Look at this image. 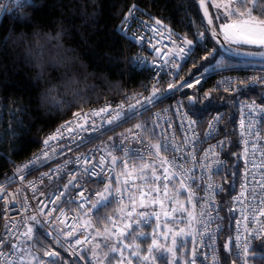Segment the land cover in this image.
I'll use <instances>...</instances> for the list:
<instances>
[{
	"label": "built area",
	"instance_id": "2783aa9c",
	"mask_svg": "<svg viewBox=\"0 0 264 264\" xmlns=\"http://www.w3.org/2000/svg\"><path fill=\"white\" fill-rule=\"evenodd\" d=\"M23 4H29V0H0V15L4 17L6 14H10L12 17H16L19 14V7ZM132 5H136L139 11L135 12L134 16H129V10ZM126 17L128 18L127 23H125ZM155 19L159 18L155 15L153 9L141 6L136 2H131L125 12L120 16L115 28L119 35L136 45V50L130 54L128 62L137 70H147L148 77L143 86L137 90H125L123 95L118 99H102L83 109L75 111L69 117L53 125L41 135L37 148L24 159L10 166L8 168V178L0 181V237H4L12 243L19 242V247L22 249V251L17 252L16 256L13 257L14 261L20 257L23 251L31 247L28 238L20 235L34 222L29 219L31 216H36L41 221V225L53 236L57 237L68 252L79 258V253L93 242L92 235L88 232L80 231L72 239L65 240L58 236L54 227H60L66 233L75 231L78 224V212L85 211L91 206L90 203L81 199L79 194L84 192V196L93 203L99 198L97 193L103 192L106 184H108V173L110 169L114 167V171L111 172L112 183L119 178L118 164L116 163L113 166L111 163L113 156L120 163H122V158L129 159L135 157V159H144L151 163L155 161L159 165L162 158L171 160L174 155L178 156V153L173 152L171 147H169L168 151L164 150L163 145L167 141L170 146L176 145L183 152L194 151L198 162L197 164L194 165L190 159L183 161L185 168L190 169L189 174H194L196 177L195 180L190 181L195 191L193 203L196 204V207L194 208V213L197 221L200 219L207 221L209 212L213 218L212 222L208 223L207 230L215 237L214 247L216 251L213 253L211 248L201 249L208 253V259L205 260L204 256L198 255L197 264H213V255L219 259L220 264H223L220 257V238L225 229V223L220 202L224 187L228 182L226 174L228 159L224 154L225 144L222 148H215L213 151H209V149H212L220 141L225 142V137L222 134L224 110L217 109L210 111L206 116H193L184 99V92L201 86L204 79L208 77H213L212 81H216V84L213 87L209 86L202 89L199 95H203L205 91L209 90L211 92H221L236 97L234 101L236 110L234 129L236 132V143L240 149L242 165L237 186L229 197V204L231 209H233L230 236L235 237L238 230L243 233L246 224L249 227L253 226L250 223L251 212L248 206L252 205L254 207L261 199H264V189L258 183H264V180H262V177H264V167H260L261 164H264V112L257 111L256 113H252L250 112V106L255 101V105L264 108V82L259 84L251 82L254 78L264 77V68L212 66L200 71L190 79L184 78L180 80L179 83L189 81L194 86L192 88L185 87L169 90L168 95H174L175 97L171 102L156 105L158 101L156 100L155 103L147 106V108L155 107L150 113V120L155 137L153 143L144 138L138 130H129L119 134L110 144L107 151L99 147H90L85 151L78 150L90 139L102 135L113 126L125 121L123 119L124 112H127L129 105L136 104L135 99H127V97H147L151 95L153 85L157 79H159L160 88L162 89L164 86L167 88L169 81L177 75L179 70H171L170 72L169 68L159 67L163 61L157 56L156 51L151 46L155 44L157 48H160L162 56L169 50L175 51L171 40L167 38L168 32L162 28L159 35H154L151 29L145 28L141 23V21H146L148 24L153 25ZM163 25L166 24L163 23ZM166 26L172 33L177 34L168 25ZM183 61L178 59L180 65ZM202 73L203 75H201ZM197 78L200 79L199 84L195 83ZM221 79L226 80L225 84L220 83ZM249 84L251 86L247 87ZM146 87L147 90H145ZM225 89L228 90L226 91ZM120 105H123L124 112H121L117 116L116 113L119 111L118 106ZM106 107L111 112L110 116L108 113H101L100 116L85 117V114L98 112ZM143 110L145 109L139 108L134 115ZM76 113H80L79 118L76 116ZM134 115H131V117ZM217 115L222 117V119L215 122L214 127L210 130L209 125ZM106 118L113 119L114 123L108 124ZM192 120L197 122L190 129L189 122ZM242 121L243 127L241 126ZM69 122H71L70 127L72 129L70 133L62 129V126L69 124ZM249 125H251L252 132L259 133V138L249 134ZM58 129H61V133L57 132ZM210 131L211 134L206 135ZM242 132L244 133L243 136L241 135ZM61 134L63 135V139L60 138ZM194 134L199 137V140L194 145H185V140L193 138ZM52 135H56L57 139L50 141L52 147L47 149L50 158L45 159L42 156V152L46 150L44 141ZM245 140L248 141L247 157H245ZM155 144L161 145L159 157L155 155L154 148H148L149 145ZM253 144L257 145L258 150L253 149ZM149 151L152 152V155H149ZM205 152H208V156L203 158ZM253 152H255L254 155ZM37 157H40V160H37ZM101 157H104L103 167H101ZM86 159L90 162L85 163L84 161ZM33 160H36L35 166L31 168L30 172L26 169L23 173L24 178L21 179V173L18 172V169L30 164ZM41 160H43V163L40 162ZM217 161L222 163H217ZM199 165H204L205 167L211 165V167L205 171V168ZM93 166L95 167L93 168ZM85 169H88V172H85ZM93 171L98 173V175H92L91 173ZM246 171L249 173L247 180L245 179ZM45 173L48 175H44ZM201 176L204 179H200ZM70 180L72 181L71 184H69ZM126 181L127 184L124 182V189L128 188L130 191L132 188L136 194L143 192L145 196H148L147 193L150 190H139V180L127 179ZM209 182L214 185H219L223 191L217 190L214 197H207L206 186ZM245 184L247 185V189L243 187ZM66 185L67 188L65 187ZM73 185H79V187H73ZM196 185H199V187H195ZM124 189L121 190V193H125ZM242 191L244 192V197L241 198L243 203L234 200V197L239 196ZM61 192L64 195L56 203H51L50 201L56 199ZM253 196L256 199H253ZM206 197L214 199V204H212L210 209L205 205L203 209L205 216L201 218V204H205V199L200 198ZM41 201H43V204H41ZM81 204L84 205L83 208H80ZM136 210L137 212H143L140 208H136ZM166 211L172 214L174 213L171 207H168ZM49 212H51V217L48 218L47 223H44L45 215ZM242 214L249 216V220L244 221ZM237 219L242 221L239 229L236 225ZM259 220H264V217L259 218ZM255 226H259V221ZM201 227L202 225L197 222L195 228L199 231ZM9 229H11V234L9 233ZM85 235H89L91 243L85 242L81 245H75V240L77 238L83 240ZM17 237H19V241H17ZM196 238L198 240L200 239L198 235ZM203 239L207 241V235ZM257 240L254 239L251 241V248ZM3 250L8 251L7 248ZM230 253L233 258L238 260L239 264H242L240 251L235 247L234 242ZM247 264H256L251 259L250 253H248Z\"/></svg>",
	"mask_w": 264,
	"mask_h": 264
},
{
	"label": "trees",
	"instance_id": "16d2710c",
	"mask_svg": "<svg viewBox=\"0 0 264 264\" xmlns=\"http://www.w3.org/2000/svg\"><path fill=\"white\" fill-rule=\"evenodd\" d=\"M32 1L31 4H23L19 7L18 16L12 17L10 14H6L0 22V180L8 176L6 170L9 166L28 156L37 148L41 135L53 125L69 117L75 111L102 99H118L125 90H137L143 86L148 77L147 70H137L128 62L130 54L136 50V45L119 35L115 30L120 16L131 2L153 9L155 15L174 32L187 36L189 39H193L194 33L204 31L206 27L195 0ZM208 6L214 25L220 32V24L230 19L221 16L217 20L216 12L210 0H208ZM26 11H31L32 15L22 19ZM61 24L70 29L69 35L65 37V42L77 49L84 62L82 67L91 75L88 76L87 87L80 93L75 102L64 101L42 108L39 101L42 85L38 80L34 81V70L26 65L18 48L14 50L9 46L5 34L10 33V29L16 32L23 29L29 35L36 30L55 34ZM206 37L207 39L203 41L206 50L205 48L194 49L195 54L182 62L174 83L184 78H192L195 74L208 68L210 64L211 67H231L250 63L254 65L255 62L253 61L240 60L222 54L217 44L209 37L208 32ZM197 43L201 42L197 41ZM232 45L237 46L236 44ZM237 47L264 50L257 46L242 45ZM210 52L212 53L211 56H209ZM204 57L208 58L204 59ZM55 76L56 73L53 72V77ZM209 86L210 79H207L196 89L184 92V99L193 116H206L210 111L224 110L222 134L225 137L224 154L228 159L226 170L228 182L224 187L220 202L225 223V229L220 238V257L223 264H239L238 260L223 248L230 236L233 217V211H230L229 197L237 186L242 165L234 129L236 120L234 101L236 97L209 90L205 91L203 95H199L202 89ZM189 98H192V103L189 102ZM154 108L149 107L147 110H143L113 126L102 135L90 139L78 150L85 151L90 147H101L107 151L119 134L129 130H138L144 138L153 143L155 137L150 113ZM136 125L142 127L137 128ZM143 161L144 159H132L129 166L137 167L138 163ZM122 166L123 163H119L120 171ZM177 185L178 182L172 185L173 192ZM50 188L52 187L50 186ZM173 192L172 195H174ZM186 198L187 193L181 190L179 200H186ZM118 204L119 201L113 197L108 202L93 209L87 216L84 214L85 211L78 212V225L74 235L84 228H88V223L83 220L86 217L91 218L93 235L97 228L102 230L106 218L115 214ZM30 226L33 227L31 250L39 255L45 264L51 259L44 255L45 251L58 252L62 264H93L92 261L95 257L91 255V244L83 249L77 258L68 252L60 240L41 224L36 225L35 222H32ZM54 228L62 239L70 240L74 236H67L65 230L60 227L55 226ZM142 228L145 233H152L153 220L149 225H142ZM99 239L101 238L98 237L93 241L96 242ZM149 239L150 236H142L137 239V242L142 246L143 253H146ZM191 239V237L186 239L188 249L192 247ZM177 253L181 262L190 256L188 250ZM249 253L256 264H264V241L261 239L255 241ZM103 254L101 251L98 260L103 259ZM157 255H160L157 258L159 264H167L165 254L157 253Z\"/></svg>",
	"mask_w": 264,
	"mask_h": 264
},
{
	"label": "snow or ice",
	"instance_id": "6c2138e0",
	"mask_svg": "<svg viewBox=\"0 0 264 264\" xmlns=\"http://www.w3.org/2000/svg\"><path fill=\"white\" fill-rule=\"evenodd\" d=\"M199 7L203 9V19H207V27H205L204 31H197L193 34V39H189L187 36H179L175 33H172L171 30L167 29L166 25H163L162 21L159 19H155L154 24L150 25L146 21H141V23L144 25L145 28H149L152 30L154 35H159L161 32V29H165L168 32L167 38L171 40L173 45V50H169L168 52H165L163 56L161 55V49L157 48L155 44H152L151 46L156 51V54L158 57H160L163 61L162 65H160V68H169L170 72L171 70L178 71L181 67L180 63H178L179 60H185L190 59L191 55H194V49L195 48H205L206 45L203 43L207 39L206 33L211 32L212 37L215 39L218 35H223L224 39L228 41L230 44H236L237 46L242 45H255L261 49H264V0H220L219 3H215L213 7L217 9L216 13V19L219 20L221 16L225 17V19L233 20V23L231 24H223L220 25V32H217L216 27H213V20L212 17L209 16L208 8L205 6L204 0H200ZM139 11L136 5H132L129 10V16H134L135 12ZM127 17L125 18V23H127ZM239 27L240 32L239 34L232 33L228 31L232 28ZM197 41H200L201 43H197ZM237 55H260L264 56V51L261 52H251V51H245L240 52L238 49L236 50ZM212 53H209V56H211ZM208 57H204V59H207ZM155 66V65H154ZM203 75V73L201 74ZM264 82V77L261 78H254L251 83L259 84ZM196 84L200 83V79L197 78L195 81ZM231 83V82H228ZM194 85L193 83L189 81H182L179 84H176L174 82H169L167 85L168 90H176L178 88H192ZM251 84L247 85V87H250ZM147 90V87L145 88ZM226 91L228 89H225ZM164 95V92L161 91L160 88V81L157 79L156 83L153 85V91L151 95L147 97L142 96H134V97H127V99H135L136 104L129 105L127 112H124L123 105L118 106L119 111L116 113L117 116L120 115L121 112H124L123 119L127 120L131 117V115H134L139 108H143L147 110V106L155 103L157 99H159L161 96ZM189 102L192 103V98H189ZM116 111V110H113ZM264 112V108H260L259 106L255 105V101L252 102V105L250 106V112L256 113ZM101 113H108L109 116L111 115V112H109V109L106 107L104 109H101L98 112H94L91 114H85V117L88 116H100ZM76 116L79 118L80 113H76ZM222 119L219 115H217L214 118V121L210 123L209 128L210 130L214 127V123L218 122ZM106 122L108 124H113L114 120L110 118H106ZM197 121L192 120L189 122V128L192 129L193 125ZM69 124H65L62 126V129L67 130L69 133L72 131ZM243 127V121L242 125ZM137 128H141V125H136ZM58 133H61V129L57 130ZM211 131L206 134L210 135ZM249 134L255 135L259 138V133H254L251 131V125H249ZM241 135L243 136L244 133L242 132ZM61 139H63V135L60 136ZM57 139L56 135L49 136L44 141L45 145V151L42 152V156L45 159H49L48 151L47 149L51 148L52 145L50 144V141ZM199 140L198 136H193V138L186 139L185 145L192 144L194 145L195 142ZM246 147H245V157H247L248 152V141H244ZM225 142L220 141L217 145H214L212 149H209V151H213L215 148H222L224 146ZM164 150L168 151L169 147H171L172 151L175 153H178L177 155H174L171 160H168L167 158H162L159 162V165L156 164L155 161L152 162V164H149L145 162L140 167V173L139 179L141 181L148 182L149 184L152 183H159L161 180H163V194L168 199H173L174 203L179 204V208L173 207L172 212H181L183 213L185 211L183 201L179 200L180 192L183 190L184 192H187V200L189 204L192 205L193 209L196 207V204L193 203L194 197H195V191L193 188V184L190 183V181H193L196 179L195 175H190V169L185 168L183 161L186 160H192L193 164H197L196 156L194 155V151L189 152H183L180 147H177L176 145H169L167 141H165ZM254 150L257 149V145H252ZM149 149H155V155L157 157L160 156V150L161 145L155 144V145H149ZM255 152H253V155ZM111 155V153H109ZM149 155H152V152L149 151ZM208 156V152L204 153V157L206 158ZM202 158V159H203ZM37 160H40V157L36 158ZM135 159V157L129 158V159H123L122 163L124 167V172L121 174L128 175L129 177L132 176L131 172H128V166L130 163V160ZM103 160L104 157H101V167H103ZM43 163V160L40 161ZM85 163H89V160H85ZM112 165L115 166L117 163V158L115 156L112 157L111 161ZM217 163H222L217 161ZM36 164V160H33L28 165H24L23 168L18 169V172L21 173V179L24 178L23 173L27 169L29 172L31 171V168L34 167ZM247 164V159H246ZM167 165V166H165ZM200 167L205 168V171H207L211 165L205 167L204 165H199ZM255 166V165H254ZM95 166H93L94 168ZM159 168H162L163 171L161 174H157V170ZM260 167H264V164H261ZM151 168V175L149 176L147 173H145L146 169ZM171 169V171H170ZM135 167H133V171H135ZM114 171V167L109 170L108 173V184H106L104 191L101 193H97V196L99 199L95 201V203H92L87 197L84 196V192H81L80 198L85 200L87 203L91 204V208L87 209L85 211V215L87 216L93 209L97 208L98 206H101L104 202L108 200L109 195H115L120 196L121 193V187H119V178H117L116 183L117 187L115 188L114 192L111 190V172ZM85 172H88V169H85ZM92 175H98L95 171L91 173ZM248 172H245V179L247 180ZM44 175H48L45 173ZM75 179V177H73ZM200 179H204L203 176L200 177ZM262 180H264V177H262ZM210 181V177H209ZM175 183L178 182L180 187L175 189L174 195L172 197L168 196L169 193V183ZM72 181H69V184H71ZM260 183V186L262 189H264V183ZM125 184H127V181H125ZM67 188V185L65 186ZM73 187H79V185H73ZM195 187H199V185H196ZM245 189H247V185L245 184L243 186ZM223 191L222 188H220L219 185H214L211 182H209L206 186V193L207 197H214L215 192ZM35 191V190H34ZM87 191V189H85ZM129 191L128 188L124 189V192L127 193ZM155 191L157 193V196L155 198H152L149 203L150 204H157L159 203L161 207L163 208V202L159 198V193L161 192L160 187H156L154 189H151L147 195L151 196V192ZM107 194V195H106ZM64 193L61 192L59 196L56 197V199L51 200V203H56L57 200L60 199L61 196H63ZM145 193H141V196L143 197ZM200 198L205 199V204H201V212L200 217L203 218L205 216L204 208L205 205L210 209L212 204H214V199L209 198ZM244 197V192L242 191L239 196L234 197V200L239 201L243 203V200L241 199ZM253 199H256L255 196H253ZM197 202H199L197 200ZM121 204H123V201H120ZM132 208L130 211L127 212V220L123 223L122 228L117 227L119 224V221H117L114 217L109 216L106 218L105 226L103 231H101L99 228L96 229L95 236H92V240H96L97 237H100L96 244L95 248H93L92 255H97V250L103 251V259L99 261V264H133V258L136 260V264H156L157 256L155 253H167L169 254V258L167 261V264H197V256L202 255L204 256L205 260L208 259V253L206 251H202L201 249H208L211 248L212 252L215 253L216 249L214 247V241L215 237L212 235L211 232H208L207 226L208 223L212 222V217L210 215V212L208 213V220L205 221L204 219H200L197 221L196 215L193 211L187 212V223L188 228L187 230L185 228H179L178 231H174L172 228H168L167 225H165L166 231L161 233L159 231L160 229V213L156 211L149 212H137L136 210V201L135 199H131ZM41 204H43V201H41ZM46 206V205H45ZM139 206L141 208L147 207L148 205L145 203L143 199H141ZM84 205L81 204L80 208H83ZM249 210L251 212V221L250 223L253 225L252 227H249L247 224L245 225L244 232L241 233L239 230L237 231V235L235 237L229 236L228 241H226L223 245V248L226 252L232 251L233 242L235 243V247L239 249L240 255L242 257V264H247L248 262V253L251 248V241L254 239H261L264 241V220H259V218L264 217V199H261L259 203L256 206L249 205ZM121 212H123V208L120 209ZM230 211H233V209H230ZM43 214V213H42ZM164 215L166 218H171L175 220L177 223L184 219L183 216L179 217H172V213L165 211ZM51 217V212L47 213L45 215V221L44 223H47L48 218ZM152 217L156 218V225L153 228L152 233H145L142 225L148 224ZM30 220L34 221L36 225H40L41 221L37 219L36 216H31L29 218ZM123 220L124 217H121ZM242 219L244 221L249 220V216H245L242 214ZM259 221V226H255L257 222ZM108 222H111L112 227L110 228L108 226ZM200 223L202 225L201 229L198 231L194 227V223ZM241 220H236L237 228L239 229V225L241 224ZM89 226H91L90 221L88 222ZM135 225V227H133ZM116 228V231H113L112 229ZM9 233L11 234V229H9ZM169 233H171V237H169ZM33 227L29 226L27 227V230L20 235L26 236L29 241L33 239ZM67 236L74 235L73 231H69L66 233ZM197 235L200 237L198 240L196 237ZM207 235L208 240L205 241L203 237ZM151 237V243L148 244L146 248V254H142V249L140 243L137 242L138 237ZM163 236L166 243H160L159 237ZM115 237V239H114ZM177 237L180 239L178 240ZM187 237H191V249H188L187 244ZM170 243H167L169 241ZM17 241H19V237H17ZM128 241V242H126ZM85 242L91 243V240H89V235H85L84 239L81 240L77 238L75 240V245H81ZM7 248L8 251H4L3 249ZM106 250V251H104ZM185 250H188L190 252V256L185 258L182 262L180 261V258L177 256V252L183 253ZM22 251L19 247V242H9L4 237H0V264H15L13 257L16 256L17 252ZM45 256L50 257L51 259L47 262V264H62V261L59 259V253L54 251H45ZM33 259L37 260V264H45L43 260H40L39 258L33 257ZM81 259H84V257H81ZM20 264H24L23 258H19ZM212 262L213 264H220L219 259L213 255L212 256Z\"/></svg>",
	"mask_w": 264,
	"mask_h": 264
},
{
	"label": "clouds",
	"instance_id": "9594fccd",
	"mask_svg": "<svg viewBox=\"0 0 264 264\" xmlns=\"http://www.w3.org/2000/svg\"><path fill=\"white\" fill-rule=\"evenodd\" d=\"M31 15V11H26L22 19ZM2 20L0 15V22ZM69 33L70 29L61 24L55 34L36 30L29 35L23 29L20 32L10 29V33L5 34L9 46L14 50L18 48L26 65L34 70V81L42 85L39 94L42 108L64 101L75 102L87 87L91 74L82 67L84 62L77 49L65 42Z\"/></svg>",
	"mask_w": 264,
	"mask_h": 264
},
{
	"label": "rangeland",
	"instance_id": "374dc122",
	"mask_svg": "<svg viewBox=\"0 0 264 264\" xmlns=\"http://www.w3.org/2000/svg\"><path fill=\"white\" fill-rule=\"evenodd\" d=\"M213 1L215 2V3H219L220 2V0H210V2H211V5L213 6ZM217 1V2H216ZM215 10V12L217 13V9H214ZM229 21V20H228ZM227 22V21H226ZM226 22H224V23H226ZM164 23V22H163ZM224 23H221L220 25H222V24H224ZM165 24V23H164ZM181 35V34H180ZM182 36V35H181ZM248 46H255V45H248ZM264 62H259L258 64H257V62H255L254 63V65L253 66H255V67H260V68H264V64H263ZM251 64V63H250ZM244 65H248V64H244ZM209 67H211V64L210 65H208V68ZM226 67H228V66H226ZM232 67V66H231ZM166 90H168L167 88H166ZM169 91V90H168ZM145 162H147V161H143V162H140V163H138V166L137 167H135L134 165L133 166H128V169H127V171L128 172H131L132 173V176L131 177H129L128 175H126V174H124V175H122L121 174V176L119 175V178H121V180H124L125 178H129V179H137V180H139L140 181V191H146V190H151V189H154V188H156V187H160L161 188V192L159 193V198H160V200L163 202V205H164V207L162 208L161 207V205L159 204V203H157V204H150L149 203V201L152 199V198H155L156 196H157V193L155 192V191H152L151 192V196H141V194H136V192H134V189H130V194H125V193H122V194H125V200L126 199H129V202H128V204H126V205H132V203H131V199H135V201H136V205H139L140 204V201H141V199H143L144 201H145V203L147 204V205H159V207L160 208H162V209H166L168 206H170V207H176V208H179V204L178 203H174V200L173 199H168V198H166L165 196H164V194H163V180H161L158 184L157 183H152V184H149L148 182H145V181H141L140 179H139V176L141 175V173H140V167L145 163ZM148 163V162H147ZM149 164H152V163H149ZM130 165V164H129ZM158 165V164H157ZM133 167H135V171H133ZM162 171H163V169L162 168H159L158 167V170H157V174L159 175V174H161L162 173ZM119 172L120 173H122V172H124V167L122 166L121 167V171L119 170ZM145 173H147L149 176L151 175V168H149V169H146L145 170ZM123 178V179H122ZM173 184H175V183H172V182H170L169 183V193H168V196L169 197H172L173 195H172V192H173ZM119 186L121 187V184L119 183ZM125 186L123 185V188H124ZM180 187V185H179V183H178V185H177V187H176V189L177 188H179ZM141 193V192H140ZM174 193V192H173ZM186 201H188L187 200V198H186ZM152 207V206H151ZM155 207H157V206H155ZM140 209H143V208H141V207H139ZM184 209H185V211L183 212V213H181V214H183L184 216H185V220H184V222L183 223H181V221L180 222H176L175 220H173V219H171L172 221H169V225L167 226L168 228H172L174 231H178L179 230V228H185L186 230H187V228H188V223H187V212L188 211H193L194 212V209H193V207H192V205L190 204L189 205V207H188V209H186V206L184 207ZM177 212H175V214H173V217H177L178 215L176 214ZM87 219V217L86 218H83V220L84 221H86V223H88V220H86ZM167 222V221H166ZM84 223V222H83ZM83 231H85V232H89L88 231V228L86 227V228H84L83 229ZM101 231H103V229L101 230ZM153 231V230H152ZM164 231H166V228H165V223H164V225L162 226V233L164 232ZM92 234V233H91ZM92 236H94L93 234H92ZM169 237H171V233H169ZM98 238V237H97ZM187 238H189V237H187ZM186 238V239H187ZM177 239L179 240L180 238L179 237H177ZM98 241V240H97ZM96 241V242H97ZM96 242L95 241H93V243L91 244L92 245V249L93 248H95V244H96ZM159 242L160 243H166V241L164 240V238H163V236H161V237H159ZM151 243V241H150V239H149V244ZM167 243H170V239H169V241H167ZM32 247V246H31ZM31 247L29 248V249H27L26 251H23L22 253H21V255H20V257L19 258H23V261H24V264H37V260L36 259H33V257H36V258H39L40 260H42L41 259V257L39 256V255H37L34 251H32L31 250ZM141 248H142V246H141ZM100 252H101V250L100 251H98L97 250V255L96 256H93L92 255V252H91V255L93 256V257H95L94 259H93V263L94 264H99V261H100V259L98 260V256L100 255ZM142 254H146V253H143L142 252ZM160 254V253H159ZM165 254V256H166V261H168V258H169V254H167V253H164ZM155 255L157 256V258H158V256H160V255H157V253H155ZM177 256H179L178 255V253H177ZM19 258L17 259V260H15L14 262H15V264H20V262H19ZM181 260H182V258H181ZM133 264H136V260H135V258H133ZM156 264H159L158 263V261H156Z\"/></svg>",
	"mask_w": 264,
	"mask_h": 264
},
{
	"label": "crops",
	"instance_id": "0c3cea01",
	"mask_svg": "<svg viewBox=\"0 0 264 264\" xmlns=\"http://www.w3.org/2000/svg\"><path fill=\"white\" fill-rule=\"evenodd\" d=\"M217 2V1H216ZM215 4V2L213 1V5ZM215 9V8H214ZM231 23H233V20H229V21H227L226 23H224V24H231ZM223 25V24H222ZM228 31H230V32H232V33H236V34H239V32H240V29H239V27H237V28H232V29H229ZM224 37V36H223ZM123 179V178H122ZM121 183V182H120ZM118 185H117V183H114V184H112V186H111V190L114 192V190H115V188L117 187ZM120 187V186H119ZM107 195V194H106ZM115 198L116 199V196L115 195H109L108 196V200L106 201V202H108L109 200H111V198ZM99 199V198H98ZM180 201H183V204H184V207L186 206V209H188V207H189V202L188 201H186V200H180ZM106 202H104V203H106ZM128 202H129V199H126L125 200V197H124V200H123V204H121L120 203V201H119V204L117 205V211L115 212V214H113L112 215V217H114L117 221H119V224L117 225V227H119V228H122V226H123V223L127 220V212L128 211H130L131 210V208H132V205H126V204H128ZM95 203V202H94ZM103 203V204H104ZM152 206V207H151ZM155 206H157V207H155ZM140 206L139 205H136V208H139ZM121 208H123L124 210H123V212H121ZM143 212H149V213H151L152 211H158L159 213H160V229H159V231L162 233V226L164 225V223H165V225H169V220H167L168 218H166L165 217V215H164V212H165V209H162V208H160L159 207V205H148L147 207H144L143 209H141ZM178 216L177 217H179V216H183L184 217V219L183 220H181V223H183L184 222V220L186 219L185 218V216L183 215V214H181V212H177L176 213ZM121 217H124V219L122 220L121 219ZM91 218L90 217H87V220H88V222L90 221V223H91V220H90ZM167 221V222H166ZM153 222H154V227H155V225H156V219H154L153 220ZM180 222V221H179ZM108 226L111 228L112 227V224H111V222H109V224H108ZM93 226H92V223H91V226H89V224H88V231H89V233H92V231H91V228H92ZM194 227H195V223H194ZM104 229V228H103ZM113 231H116V228H113L112 229ZM95 232H96V230L94 231V236H95ZM190 238V237H189ZM114 239H115V237H114Z\"/></svg>",
	"mask_w": 264,
	"mask_h": 264
},
{
	"label": "water",
	"instance_id": "95a60500",
	"mask_svg": "<svg viewBox=\"0 0 264 264\" xmlns=\"http://www.w3.org/2000/svg\"><path fill=\"white\" fill-rule=\"evenodd\" d=\"M198 9L201 13V16L203 17V9L199 7V2L200 0H195ZM205 6L208 8V13L209 16H211L210 13V9L208 6V0H204ZM212 17V16H211ZM213 20V18H212ZM206 27H207V19H203ZM213 27H215L214 22H213ZM217 29V28H216ZM217 32L219 33V31L217 30ZM209 37L217 44L220 52L228 57H232V58H236V59H240V60H248V61H253V62H264V56H260V55H253V56H249V55H237L236 54V50L238 49L240 52H245V51H251V52H261L264 50H251V49H245V48H240L237 46H234L230 43H228L223 35H218L215 39L212 37L211 32H208Z\"/></svg>",
	"mask_w": 264,
	"mask_h": 264
},
{
	"label": "bare ground",
	"instance_id": "6f19581e",
	"mask_svg": "<svg viewBox=\"0 0 264 264\" xmlns=\"http://www.w3.org/2000/svg\"><path fill=\"white\" fill-rule=\"evenodd\" d=\"M182 65V64H181ZM239 66H241V67H251V68H253V65L252 64H248V65H244V64H239ZM206 69H208V68H205V69H203V70H206ZM175 77H176V75L169 81V82H173L174 81V79H175ZM212 78L213 77H208V78H206V79H204V81H206L207 79H210V86L211 87H213L215 84H216V81H212ZM203 81V82H204ZM179 82L180 81H178L176 84H179ZM202 82V83H203ZM225 82H226V80L225 79H221L220 80V83L221 84H225ZM161 91H163L164 92V95L163 96H161L159 99H157L158 101H157V103H156V105H160V104H163V103H167V102H171L175 97H174V95H168V90H166V87H164V88H162L161 89ZM99 148H101V147H99ZM101 149H103V148H101ZM25 158V157H24ZM23 158V159H24ZM22 160V159H21ZM18 161H20V160H18ZM18 161H16V162H18ZM16 162H14L13 164H15ZM12 164V165H13ZM11 165V166H12ZM10 167V166H9ZM8 167V168H9ZM6 172L8 173V176H9V171H8V169L6 170ZM8 176L6 177V178H8ZM6 178H4V179H2V180H5ZM2 180H0V181H2ZM29 241V240H28ZM30 243H31V241H29Z\"/></svg>",
	"mask_w": 264,
	"mask_h": 264
}]
</instances>
